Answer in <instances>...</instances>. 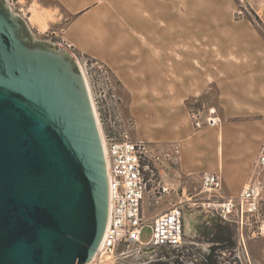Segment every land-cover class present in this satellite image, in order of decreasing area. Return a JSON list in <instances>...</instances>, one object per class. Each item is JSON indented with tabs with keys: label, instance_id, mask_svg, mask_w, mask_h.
I'll use <instances>...</instances> for the list:
<instances>
[{
	"label": "rangeland",
	"instance_id": "obj_1",
	"mask_svg": "<svg viewBox=\"0 0 264 264\" xmlns=\"http://www.w3.org/2000/svg\"><path fill=\"white\" fill-rule=\"evenodd\" d=\"M8 2L28 21L36 38L71 51L61 42L65 20L60 16L58 0ZM148 3L150 14L163 13L154 15L153 20L160 16L158 22L169 27L176 40L166 50L169 55H165V86L156 88L154 96L131 95L108 65L113 88L109 89L100 77L89 78L88 82L103 132L111 129L121 133L127 127L133 139L146 141L155 153H173L171 160L161 157L158 161V181L173 190L158 202L152 193L148 195L145 209L149 216L166 209L173 198L181 196L184 187L188 192L199 190L203 171L220 172V127H194L189 116L192 107L204 110L216 107L224 128L230 126L235 136L237 158L226 161L234 165L221 170L223 178L228 177V183L224 180L225 194H236L231 188L240 180L246 184L250 179L264 150V0H148ZM32 6L51 15L47 31L41 32L30 22ZM173 69L176 76H172ZM172 82L180 87H174ZM188 83L193 90L188 89ZM188 94L190 98L184 99ZM224 98L231 102L223 105ZM120 116L127 126L120 122ZM177 145L179 153L175 150ZM217 219L202 208L188 209L185 233L187 240L194 243V250L188 253L161 248L153 261L165 255L167 259L176 256L174 259L188 264L193 253L197 258L198 253H208L215 226L220 223ZM225 231L227 244L217 254L222 264H264V195L257 223L243 230L227 223ZM152 234V227L147 225L141 238L149 241ZM198 260L201 264L202 260Z\"/></svg>",
	"mask_w": 264,
	"mask_h": 264
},
{
	"label": "water",
	"instance_id": "obj_2",
	"mask_svg": "<svg viewBox=\"0 0 264 264\" xmlns=\"http://www.w3.org/2000/svg\"><path fill=\"white\" fill-rule=\"evenodd\" d=\"M0 0V264H87L109 218L103 139L76 58Z\"/></svg>",
	"mask_w": 264,
	"mask_h": 264
},
{
	"label": "built area",
	"instance_id": "obj_3",
	"mask_svg": "<svg viewBox=\"0 0 264 264\" xmlns=\"http://www.w3.org/2000/svg\"><path fill=\"white\" fill-rule=\"evenodd\" d=\"M66 46L71 50V45ZM70 52L81 70H86L88 79L100 77L109 89L113 88L112 71L106 64L77 55L72 50ZM204 109H190L194 127H219L222 120L218 109ZM119 120L124 127L127 126L122 116ZM102 139L109 177V218L102 244L93 261L87 264H148L161 248L176 252L187 250L189 253L194 250V243L187 240L185 233V211L188 209L202 208L241 230L260 220L264 195V150L255 162L250 179L238 194H225L220 173L203 171L199 190L188 192L184 187L181 196L178 194L179 197L173 198L166 209L149 219L144 212L146 197L152 193L158 202L173 190V187L158 181V161L161 157L171 160L173 153H155L146 141L133 139L127 127L121 133L108 129ZM175 150L179 153L180 147L177 145ZM147 225L152 227L153 234L149 241H143L142 230ZM206 254L198 253L197 258L193 253L194 257L188 264H198V259L204 260ZM158 259L167 257L162 255Z\"/></svg>",
	"mask_w": 264,
	"mask_h": 264
},
{
	"label": "crops",
	"instance_id": "obj_4",
	"mask_svg": "<svg viewBox=\"0 0 264 264\" xmlns=\"http://www.w3.org/2000/svg\"><path fill=\"white\" fill-rule=\"evenodd\" d=\"M58 1L60 16L65 20L60 35L62 44L71 45L77 55H87L108 65L131 95L154 96L156 88L165 86V55H169L166 50L174 46L176 40L173 33L170 34V28L158 22L163 13H149L148 0ZM156 14L160 16L153 20ZM172 76H176L175 69ZM172 85L178 84L172 82ZM188 89L193 90L189 83ZM190 94L184 99L190 98ZM230 102L224 98L223 105ZM219 127L222 132V139H218L222 147L220 152L218 149L220 172L215 173L223 177V167L226 169L232 164L226 161H234L237 157L231 127L224 128L223 120ZM224 180L228 183L227 175ZM244 185L240 180L231 189L237 194ZM147 197L144 212L153 219L162 210L148 216L145 209Z\"/></svg>",
	"mask_w": 264,
	"mask_h": 264
},
{
	"label": "trees",
	"instance_id": "obj_5",
	"mask_svg": "<svg viewBox=\"0 0 264 264\" xmlns=\"http://www.w3.org/2000/svg\"><path fill=\"white\" fill-rule=\"evenodd\" d=\"M217 221H220L219 224L215 226V232L212 234V242L213 244L210 247V252L206 254V257L201 262H204L205 264H222L221 261L218 259V249L221 247L226 246L227 240H226V224L220 217H218ZM180 262V261H179ZM181 263V262H180Z\"/></svg>",
	"mask_w": 264,
	"mask_h": 264
},
{
	"label": "bare ground",
	"instance_id": "obj_6",
	"mask_svg": "<svg viewBox=\"0 0 264 264\" xmlns=\"http://www.w3.org/2000/svg\"><path fill=\"white\" fill-rule=\"evenodd\" d=\"M32 8H33V6H32ZM43 12L41 10H39L38 8L34 7L32 9V16L30 17V22L33 25H36L41 32H45V31L48 30V28H49V20L48 19H49V17H51L50 14L43 13ZM82 72H83V74H84V76L86 78V82H87V85H88V90H89V93H90V97H91V100H92V103H93V107H94V110H95V113H96V117H97L98 124H99V127H100L101 135L103 137L104 132L102 130L101 122H100V119H99V114H98V111H97V108H96V104L94 102V98H93V95H92V91H91V88H90V85H89V82H88V76H87L86 70L84 68H82Z\"/></svg>",
	"mask_w": 264,
	"mask_h": 264
},
{
	"label": "flooded vegetation",
	"instance_id": "obj_7",
	"mask_svg": "<svg viewBox=\"0 0 264 264\" xmlns=\"http://www.w3.org/2000/svg\"><path fill=\"white\" fill-rule=\"evenodd\" d=\"M186 213L187 211H185V217H186ZM148 264H183V263H180L179 260L172 258V259H158L156 261H151Z\"/></svg>",
	"mask_w": 264,
	"mask_h": 264
}]
</instances>
